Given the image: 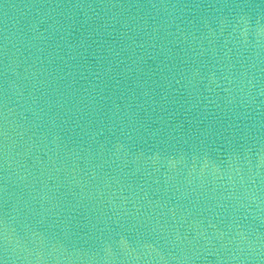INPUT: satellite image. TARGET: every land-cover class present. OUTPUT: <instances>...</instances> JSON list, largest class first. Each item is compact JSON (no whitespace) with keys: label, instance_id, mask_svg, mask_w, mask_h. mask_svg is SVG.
I'll return each mask as SVG.
<instances>
[{"label":"water","instance_id":"1","mask_svg":"<svg viewBox=\"0 0 264 264\" xmlns=\"http://www.w3.org/2000/svg\"><path fill=\"white\" fill-rule=\"evenodd\" d=\"M0 264H264V0H0Z\"/></svg>","mask_w":264,"mask_h":264},{"label":"clouds","instance_id":"2","mask_svg":"<svg viewBox=\"0 0 264 264\" xmlns=\"http://www.w3.org/2000/svg\"><path fill=\"white\" fill-rule=\"evenodd\" d=\"M6 232H7V229H6Z\"/></svg>","mask_w":264,"mask_h":264}]
</instances>
